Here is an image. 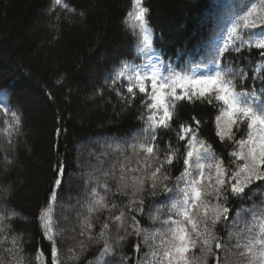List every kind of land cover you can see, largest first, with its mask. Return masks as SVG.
<instances>
[{
  "label": "trees",
  "instance_id": "trees-1",
  "mask_svg": "<svg viewBox=\"0 0 264 264\" xmlns=\"http://www.w3.org/2000/svg\"><path fill=\"white\" fill-rule=\"evenodd\" d=\"M66 2L75 7L76 14L64 13L58 7L51 11L52 0H0V102L7 101L22 120L20 134L13 138L15 148H11L4 135V122L11 123V116L0 113V210L7 207L19 213L10 223L14 231L24 233L31 264H36L38 247L51 264L50 244L42 238L37 216L50 196L57 163L62 161L66 166L64 183L52 210L60 230L61 257L65 264H85L96 256L102 243L88 242L91 248L79 262L67 257L71 255L69 247L79 251L77 242L83 238L78 233L87 216L91 191L95 188L106 195L110 204L126 203L124 196L105 194L102 183L107 181L113 192L117 185L115 179L103 173L116 164L118 176V164L125 157L131 160V166H137L130 145L143 138L139 97L132 107L125 108L113 90L119 84L111 83L122 62L131 61L136 54V37L126 23L132 0ZM143 2L150 9L154 47L178 71L203 69L213 50L223 44L227 29L249 4V0ZM216 114L207 103L182 102L172 127L159 130L160 148L163 150L171 140L183 152L184 142H177L176 132L182 122L195 127L192 117L196 116L201 121L199 136L227 163L232 145L221 143L216 136ZM57 129L61 130L59 136ZM246 130L242 127L236 138ZM5 156L14 163L6 165ZM182 170L180 159L172 166L171 175L176 177ZM261 200L264 196L233 200L230 215L235 217L237 211ZM169 206L163 193L155 197L145 194V212L138 217L142 227L163 228L160 221L153 222L150 217L160 208V220L167 218ZM108 215L102 211L93 216L94 235ZM239 227H244L243 221ZM135 242V237L129 238L123 252L132 255Z\"/></svg>",
  "mask_w": 264,
  "mask_h": 264
},
{
  "label": "snow or ice",
  "instance_id": "snow-or-ice-1",
  "mask_svg": "<svg viewBox=\"0 0 264 264\" xmlns=\"http://www.w3.org/2000/svg\"><path fill=\"white\" fill-rule=\"evenodd\" d=\"M57 7L76 14L66 0H52L50 10ZM149 14L143 0H132L126 23L136 37V54L131 61L122 62L111 77L112 85L120 86L113 90L124 107H132L139 97L142 109L138 119L143 122V138L130 145L137 166H131L125 157L118 164V176L116 164L103 173L116 180L115 191L107 181L100 185L105 194L126 197V203L110 204L106 195L93 188L87 216L80 224L78 235L83 239L77 242L79 251L69 247L67 260L84 259L91 242L102 243V247L85 264H264V200L253 201L235 217L230 215L233 200L264 196V0H249L243 15L227 29L223 44L213 50L199 73L178 71L161 58L154 47ZM182 102L207 103L216 109V136L221 143L232 145L227 163L199 136L201 121L196 116L192 117L195 127L182 122L176 132L177 142H184L183 152L171 140L160 148L159 130L172 127ZM0 113L11 116V123L4 122V135L15 148L13 138L20 134L21 115L10 109L7 101L0 102ZM242 127L247 132L237 139ZM60 131L56 130L57 136ZM180 159L183 170L173 177L171 168ZM4 162L14 163L7 156ZM65 168L64 162L57 163L50 196L37 216L42 238L50 244L51 264H65L58 244L60 230L52 215ZM161 193L170 201L169 215L160 220L162 210L157 208L150 218L164 227H142L138 217L145 212V194L155 197ZM102 211L109 215L94 235L92 218ZM18 216L15 209L0 210V264H31L24 233L14 231L10 223ZM241 221L243 228L239 227ZM131 237L136 242L128 255L123 248ZM142 246L146 250L142 251ZM34 259L36 264H47L41 247Z\"/></svg>",
  "mask_w": 264,
  "mask_h": 264
},
{
  "label": "rangeland",
  "instance_id": "rangeland-1",
  "mask_svg": "<svg viewBox=\"0 0 264 264\" xmlns=\"http://www.w3.org/2000/svg\"><path fill=\"white\" fill-rule=\"evenodd\" d=\"M203 70H204V68L203 69H200L199 71H195V72L199 73L200 71H203ZM244 135H245V133H244Z\"/></svg>",
  "mask_w": 264,
  "mask_h": 264
}]
</instances>
